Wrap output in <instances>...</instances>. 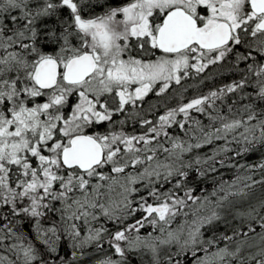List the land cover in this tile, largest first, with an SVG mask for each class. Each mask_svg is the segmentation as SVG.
Wrapping results in <instances>:
<instances>
[{
    "label": "snow or ice",
    "instance_id": "obj_1",
    "mask_svg": "<svg viewBox=\"0 0 264 264\" xmlns=\"http://www.w3.org/2000/svg\"><path fill=\"white\" fill-rule=\"evenodd\" d=\"M0 247L264 264V0H0Z\"/></svg>",
    "mask_w": 264,
    "mask_h": 264
},
{
    "label": "trees",
    "instance_id": "obj_2",
    "mask_svg": "<svg viewBox=\"0 0 264 264\" xmlns=\"http://www.w3.org/2000/svg\"><path fill=\"white\" fill-rule=\"evenodd\" d=\"M232 78V74L228 73V72H223L222 74L216 76L215 80L216 83H223V82H227L228 80H230ZM212 81H206L205 82V86L199 88L196 91H204L206 90V87L208 85H211ZM189 95H191L192 93H188ZM261 149L259 148V146H257V148L255 149V152L253 154H250L248 156H245L244 159L248 160L249 162L255 161L259 159V155H260ZM227 178V177H225ZM189 179H191V177H189ZM210 186V184H209ZM105 249H107V244L105 243V245L103 246ZM4 249L3 247H0V253H3ZM104 253L103 252H98L95 254V258H100ZM10 255V254H9ZM131 259L133 260V264H138V260L135 256L131 257Z\"/></svg>",
    "mask_w": 264,
    "mask_h": 264
},
{
    "label": "rangeland",
    "instance_id": "obj_3",
    "mask_svg": "<svg viewBox=\"0 0 264 264\" xmlns=\"http://www.w3.org/2000/svg\"><path fill=\"white\" fill-rule=\"evenodd\" d=\"M190 83H194V82L190 81ZM199 88H201V87H198V86H197V87H195V88H193V89H189V92H190V93H193L194 91L198 90ZM226 177H227L226 179H230V178H231L230 175H227Z\"/></svg>",
    "mask_w": 264,
    "mask_h": 264
}]
</instances>
